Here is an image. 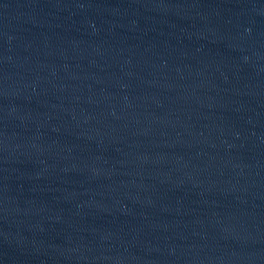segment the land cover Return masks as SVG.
Returning <instances> with one entry per match:
<instances>
[{
	"label": "water",
	"instance_id": "water-1",
	"mask_svg": "<svg viewBox=\"0 0 264 264\" xmlns=\"http://www.w3.org/2000/svg\"><path fill=\"white\" fill-rule=\"evenodd\" d=\"M0 264H264V0H0Z\"/></svg>",
	"mask_w": 264,
	"mask_h": 264
}]
</instances>
